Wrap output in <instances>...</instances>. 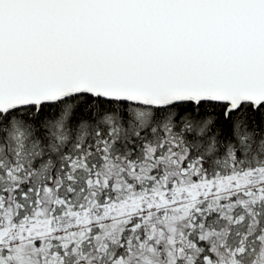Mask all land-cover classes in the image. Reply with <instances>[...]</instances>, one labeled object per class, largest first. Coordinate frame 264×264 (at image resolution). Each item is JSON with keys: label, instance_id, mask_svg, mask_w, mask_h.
Segmentation results:
<instances>
[{"label": "snow or ice", "instance_id": "obj_1", "mask_svg": "<svg viewBox=\"0 0 264 264\" xmlns=\"http://www.w3.org/2000/svg\"><path fill=\"white\" fill-rule=\"evenodd\" d=\"M0 264H264V0H0Z\"/></svg>", "mask_w": 264, "mask_h": 264}]
</instances>
